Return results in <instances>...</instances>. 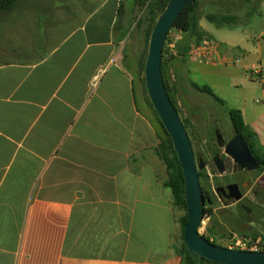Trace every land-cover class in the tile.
I'll use <instances>...</instances> for the list:
<instances>
[{
  "label": "crops",
  "instance_id": "crops-1",
  "mask_svg": "<svg viewBox=\"0 0 264 264\" xmlns=\"http://www.w3.org/2000/svg\"><path fill=\"white\" fill-rule=\"evenodd\" d=\"M137 7L22 0L0 15V264H183L184 213L135 59L122 52ZM219 45L242 63L177 56L167 73L230 68L244 87L233 109L264 158V86L248 75L264 69V29Z\"/></svg>",
  "mask_w": 264,
  "mask_h": 264
},
{
  "label": "rangeland",
  "instance_id": "rangeland-1",
  "mask_svg": "<svg viewBox=\"0 0 264 264\" xmlns=\"http://www.w3.org/2000/svg\"><path fill=\"white\" fill-rule=\"evenodd\" d=\"M262 0H199V16L200 26L207 35L217 43L224 44L236 42L240 38L248 37L257 39L261 31L264 29V6H259ZM25 7H31L25 6ZM207 13L232 14L238 17V23L233 26L217 27L205 19ZM143 11L139 7L136 8L131 19L128 21L130 30L126 39L122 44V52L128 59H135L137 65L138 78L141 81L142 91L146 107L150 110L157 122L155 110L150 103L146 90L144 79V66L149 49L150 37L148 35L150 26L148 23L139 28L138 22L142 17ZM180 34L173 30L170 33V40L178 37ZM239 55V53H236ZM240 57V56H239ZM242 63L240 57L239 66ZM189 67L194 72L189 74L185 68L172 73H167L171 83L176 84L175 98L179 108V116L181 120L188 122V135L195 153L197 162H203L206 166V175L212 184L214 194L218 199V207L215 208L216 218H204L199 229L203 237L209 238L211 242H215L217 246L230 249L236 239H260L264 240V192L262 197H253L248 194L244 205L251 209L248 214L242 211L240 203L233 204L232 201H225L217 189L226 187L227 184L233 182L231 176V168L233 160H225L226 172L220 174L214 164L216 156L224 157L225 146L233 136L234 132L231 127L228 114L225 109L221 108L213 102V100L205 95L200 94L193 89L191 82L200 86L207 85L212 88L214 93L225 101L226 109H233L236 102L241 99V92L244 94V87H235L231 83L230 68L226 67H210L190 63ZM203 70H199L198 68ZM260 93L259 91L256 92ZM255 92H245L250 104L256 99ZM220 136L221 144L218 142ZM262 172H254L250 179L255 180V176H260ZM264 179V173H263ZM263 189H264V183ZM182 208V207H181ZM184 215L186 211L182 208ZM223 223L224 230L221 235L213 236L208 232L209 227H218L217 222ZM242 234V235H241Z\"/></svg>",
  "mask_w": 264,
  "mask_h": 264
},
{
  "label": "water",
  "instance_id": "water-1",
  "mask_svg": "<svg viewBox=\"0 0 264 264\" xmlns=\"http://www.w3.org/2000/svg\"><path fill=\"white\" fill-rule=\"evenodd\" d=\"M193 1L169 0L167 8L157 20L151 33L144 66V79L148 97L173 142L184 176L187 209L184 244L190 253L198 256L199 260L205 259L215 264H264V252L223 248L209 242L199 232L204 219L205 208L199 171L205 167V164L197 162L189 135L170 99L161 71L163 47L167 35L182 11L191 5ZM225 154L231 157L242 169L252 171L259 170L262 167L261 161L255 158L249 146L239 134H236L227 144ZM214 163L218 172L223 174L225 165L221 157L216 156ZM225 189V187H219L217 192L225 191ZM227 190L230 192V199L234 202L241 201L242 194L237 184L228 185Z\"/></svg>",
  "mask_w": 264,
  "mask_h": 264
},
{
  "label": "trees",
  "instance_id": "trees-1",
  "mask_svg": "<svg viewBox=\"0 0 264 264\" xmlns=\"http://www.w3.org/2000/svg\"><path fill=\"white\" fill-rule=\"evenodd\" d=\"M20 1L22 0H0V15L4 12H8L14 9V7ZM168 3L169 0H138V5L143 11L142 17L140 18L137 24L138 27L141 28L144 25V23H148L150 26L148 35H150L153 31L154 26L156 25L157 20L167 8ZM204 17L208 22L214 24L219 28L224 26H233L238 23V17L232 14L207 13ZM200 20L201 18L199 16V0H194L191 5H189L182 11L180 16L172 25L163 47L162 65H161L162 76L167 92L170 96V99L173 105L175 106L176 110L178 111V113H179V108L177 106V100L174 94L176 90L175 89L176 84L171 83L169 77L167 76L168 74H167L166 66L167 63L172 61L177 56H180L183 59V62L186 63L189 57V52L192 49V46L200 43L203 39L210 38L207 35V33L201 28ZM173 30L177 31L180 35H182V37L176 41L175 44L176 55H174L173 58L167 60L165 58L166 42H168L169 35ZM191 85L193 89H195L197 92L209 96L215 104L225 109V112L228 114V118L233 131L237 132L239 135L243 137L245 143L249 146L253 155L261 161L262 167L260 169V172L264 173V158H261L255 150V139H256L255 134L245 124L241 111L237 109H226L225 101L219 98L214 93L211 87L207 85L200 86L193 82H191ZM156 117L159 123L158 129L161 138L160 153L164 157L168 167V181L166 185L172 190L174 194L175 204L179 207H182L186 211V214L181 219V225L184 232V227L185 224L187 223L184 176L178 156L173 147V142L157 114ZM182 122L186 131L188 132V127H187L188 122L185 120H182ZM206 174L207 173L205 166L202 170L199 171L202 192L205 198L204 218H210L212 220L213 218H216L215 208L218 207V199L214 194V190L212 189V184L209 181V178ZM217 223H218L217 228H214L212 226L208 228V232L213 236L221 235L224 230L222 221L221 222L219 221ZM206 239L209 242H211L209 238ZM211 243L215 244V242H211ZM180 254L182 256L183 264H215L205 259L199 260L196 254L190 253L187 250V247L184 243L182 244V247L180 249Z\"/></svg>",
  "mask_w": 264,
  "mask_h": 264
},
{
  "label": "built area",
  "instance_id": "built-area-1",
  "mask_svg": "<svg viewBox=\"0 0 264 264\" xmlns=\"http://www.w3.org/2000/svg\"><path fill=\"white\" fill-rule=\"evenodd\" d=\"M179 39L175 37L173 40L166 42L165 58L171 59L176 55L175 44ZM220 45L215 40L203 39L200 43L193 45L189 52L190 58L200 64L211 65L219 58L224 64L235 65L240 59L231 58L227 55H219ZM249 78L253 81L260 82L264 86V69L261 67H253L249 71ZM230 249L250 252H264V240L260 239H236Z\"/></svg>",
  "mask_w": 264,
  "mask_h": 264
},
{
  "label": "flooded vegetation",
  "instance_id": "flooded-vegetation-1",
  "mask_svg": "<svg viewBox=\"0 0 264 264\" xmlns=\"http://www.w3.org/2000/svg\"><path fill=\"white\" fill-rule=\"evenodd\" d=\"M236 134H238V133L237 132H234L232 138L227 143L223 144V146L226 147L227 144L233 139V137ZM217 137H218V142L221 144V141H220L221 138H220V136L218 135ZM223 155H224V157H221V159L224 162L225 172H226L227 168H226L225 160H231V157H229V156H227L225 154V150H224ZM260 169L259 170L248 171L246 169H242L238 164H236L235 162H233V166L231 168L230 174H231V176H233V179L234 180H233L232 183L226 185L225 191H219V194L221 195V197L225 201L230 200V201H232L233 204L240 203V205L242 207V211H244L245 214H248L251 211V209H249L248 207H246L244 205V203H243V201H245V199L247 198L248 194L251 193L253 195V197L256 198V197H259V196L262 197L261 196V193L264 192L263 185H262L264 183L263 173L260 176H257V177L255 176V180L254 179H250V177L252 176V173H254V172H260ZM231 184H237L239 186V190H240V192L242 194L241 201L234 202L232 199L229 198L230 192L227 190V186L228 185H231Z\"/></svg>",
  "mask_w": 264,
  "mask_h": 264
}]
</instances>
